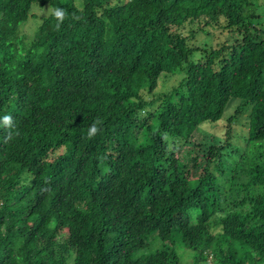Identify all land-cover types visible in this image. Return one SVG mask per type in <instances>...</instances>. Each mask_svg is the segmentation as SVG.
Wrapping results in <instances>:
<instances>
[{
  "label": "trees",
  "instance_id": "trees-1",
  "mask_svg": "<svg viewBox=\"0 0 264 264\" xmlns=\"http://www.w3.org/2000/svg\"><path fill=\"white\" fill-rule=\"evenodd\" d=\"M250 1L0 0V264H181L180 243L218 264H264V31ZM34 4L68 15L46 17L19 54ZM221 18L240 40L194 60L195 35L180 30ZM180 70L176 95L157 96ZM235 100L252 109L241 156L254 158L229 197L208 171L228 145L203 148L194 178L178 144ZM154 233L161 248L138 255Z\"/></svg>",
  "mask_w": 264,
  "mask_h": 264
},
{
  "label": "rangeland",
  "instance_id": "rangeland-1",
  "mask_svg": "<svg viewBox=\"0 0 264 264\" xmlns=\"http://www.w3.org/2000/svg\"><path fill=\"white\" fill-rule=\"evenodd\" d=\"M61 2L72 1L79 9H83L84 0H60ZM126 1V0H124ZM54 8L51 5L42 7L38 4H34L32 8V16L28 22L20 26V32L17 39V52L19 54L25 53L27 50L32 49L33 43L36 41V35L44 19L51 14ZM244 13L247 16H253L252 23L256 28L264 31V0H251L250 5L246 6ZM205 20L196 21L194 23H187L180 31L185 36L195 35L194 39L189 40L190 45L198 47V52L195 55L194 60L202 61L204 56L212 49H216L222 46L224 43H228L230 46L234 45L240 40V34L235 29L227 27L225 18H221L218 23H212L204 25ZM185 77V72L180 70L173 74H163L159 86L156 90V95L174 94L176 95L177 88L181 85L182 80ZM146 99H152L151 96L146 95ZM178 100V99H177ZM241 100H235L231 104L229 109L225 112L224 117L219 122H206L195 132L192 138L186 143H179V152L181 161L185 164L197 161L198 168L191 167L192 177L197 178L203 176L205 168L208 163L207 156H203L202 149L209 147L210 145L223 146L228 145L226 150L223 151V155L213 159L209 172L214 174L213 183L218 188L221 186L222 190L229 197L232 192L236 194L242 193V184L248 181V176L245 175V164L250 162L254 156L248 155L242 160V154L246 150L245 137L248 136L250 129V115L252 109L248 107L242 112H237L240 109ZM141 137L143 133H140ZM142 139V138H141ZM245 145V146H244ZM240 149L241 151H238ZM219 149H217V152ZM197 156L196 160H193ZM223 170V171H222ZM238 175L235 180L233 177ZM235 185L231 191L232 184ZM209 186V185H207ZM197 210L191 212L192 221L196 224V217L198 215ZM211 232L220 234L222 232L221 226L218 222L211 224ZM157 234L154 233L148 239L149 244L152 243L150 248L143 249L138 255H150L156 250L160 249L162 243L157 240ZM178 255L181 260V264H218L214 258L212 252L206 247L199 251L186 248L184 245L177 244L175 246ZM245 253L248 248L242 249Z\"/></svg>",
  "mask_w": 264,
  "mask_h": 264
},
{
  "label": "clouds",
  "instance_id": "clouds-1",
  "mask_svg": "<svg viewBox=\"0 0 264 264\" xmlns=\"http://www.w3.org/2000/svg\"><path fill=\"white\" fill-rule=\"evenodd\" d=\"M52 12H53V15L58 20L57 26H59V22H62L66 18V16L68 15L67 11L63 8H55L52 10ZM2 120H3V125H11V123H12L11 115H4L2 117ZM97 131H98L97 126L95 124H93L89 129L88 135L91 136V135L95 134Z\"/></svg>",
  "mask_w": 264,
  "mask_h": 264
}]
</instances>
